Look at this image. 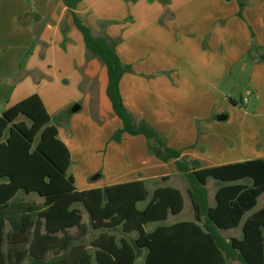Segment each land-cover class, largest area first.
<instances>
[{"label": "crops", "instance_id": "1", "mask_svg": "<svg viewBox=\"0 0 264 264\" xmlns=\"http://www.w3.org/2000/svg\"><path fill=\"white\" fill-rule=\"evenodd\" d=\"M238 10L236 0H79L73 9L94 35L118 40L115 50L119 59L131 65V71L119 81L125 107L136 119H144L162 132L168 146L198 161L200 167L264 159V142L258 145L264 123L254 121L259 117L264 121V62L245 63L252 43L264 50V0L244 6L241 16ZM244 64L254 75L251 73L245 89H250L249 98L239 107L251 118L249 123L240 121L236 131L240 147L237 142L228 146L218 138L210 141L209 131L225 130L231 110L238 107L228 101L227 89L235 84L236 94L239 85L227 80V75L235 65ZM106 84L105 66L86 50L62 0H0V115L31 94L38 95L50 116L80 104L65 120V127L58 126V138L70 153L68 169L75 188L104 190L109 185L139 180L144 182L149 199L155 188L172 186L183 197L180 214L191 204L186 186L169 183L172 175H182L174 160L162 162L148 155L143 135L125 134L118 143L110 140L120 120L106 97ZM90 106L100 123L91 118ZM217 114H225L226 119L217 120ZM253 124L251 131L248 126ZM100 134L112 147L110 164L123 163L125 153L128 161L137 155L139 165L129 167L127 163L108 177L104 167L90 165V148L99 149ZM76 167L83 173L80 185L74 175ZM94 172L100 175L92 180ZM148 182L155 183L151 189ZM143 202H138L137 208H142ZM176 215L148 224L154 228L193 219L192 208L186 218L172 219Z\"/></svg>", "mask_w": 264, "mask_h": 264}, {"label": "trees", "instance_id": "2", "mask_svg": "<svg viewBox=\"0 0 264 264\" xmlns=\"http://www.w3.org/2000/svg\"><path fill=\"white\" fill-rule=\"evenodd\" d=\"M62 1L71 11L86 50L106 68L105 94L120 120L110 140L118 143L125 134L143 135L148 155L162 162L173 159L185 178L193 219L144 229L182 210V194L172 186L155 188L149 199L139 180L104 190H77L67 174L70 153L58 138V122L70 114L63 110L50 116L38 95L31 94L0 115V264H134L140 258L143 264H228V260L264 264V204L252 210L264 192V159L200 167L198 161L168 146L162 132L136 119L123 103L119 81L131 65L119 59L118 40L91 32L73 11L79 0ZM236 2L241 16L253 0ZM246 54L253 64L264 62V50L255 42ZM227 99L237 104L232 96ZM239 104L244 106L242 98ZM90 116L101 122L91 106ZM209 178L217 181L213 203L206 188ZM18 193H35L43 201L23 200ZM140 201L145 204L137 208ZM76 204L86 211L90 227L98 230L89 241L92 252L82 243L88 226ZM235 227H240L239 237L221 234ZM118 228L136 236L117 239L113 231Z\"/></svg>", "mask_w": 264, "mask_h": 264}, {"label": "rangeland", "instance_id": "3", "mask_svg": "<svg viewBox=\"0 0 264 264\" xmlns=\"http://www.w3.org/2000/svg\"><path fill=\"white\" fill-rule=\"evenodd\" d=\"M245 55H246V57H245L246 62L245 63H248L249 64V59L247 57V54H245ZM238 63L241 64L242 63V60H240ZM253 72L254 71L251 70V67L249 65H245V64L242 65V66H239V67H237L235 65L230 70V74L227 75V77H228L227 80H234L235 83H238V85H239L236 94H232L231 95L234 98V100L236 101L238 107H236V109H234V110H231V112H232V114H231V120H230L229 126L225 129L227 131V133H226L225 130H221V129H211L209 131L210 141H214V140H216V138H218V140L219 139L223 140V142L226 145H228V146L234 145L237 142V145L240 147V134L238 135V138L236 139L235 138L236 131L239 128L240 121L241 122L244 121L245 123H249V122H251V118L250 117H247V116L245 117L243 115V113H242V110L241 109L239 110V107H243L242 105L239 104V101L242 98V101L244 103V100H243V96L245 95L244 92H245L246 87H248V82L251 81V73H252V76L254 75ZM234 85L235 84H232L227 89V92ZM247 89H248L247 91L250 92V89L249 88H247ZM241 93H243V94H241ZM248 98H249V96H247L246 100ZM229 106H231V104H229ZM254 121H256L255 123H259V124H263L264 123L263 118H261V117L256 118ZM65 125H66V123H65V117L62 116L61 120L58 122V126H64L65 127ZM248 127L252 131L253 128L255 127V124H253L252 126L249 125ZM262 129L263 128H261L260 131H259V137L261 139V142L258 143V145L259 144H262L264 142V130H262ZM102 134L104 135L103 132H102ZM102 134H100L101 140L99 141V144L97 145L99 149L97 151H95V148L96 147L93 146L92 148H90L91 153L89 155L90 157H89V162H88L90 165L95 166V167L101 165L102 167H104L103 169H104V171H106V172H104L106 177H108L109 175H112L114 173L120 172V169L123 167V165L126 166V167L128 166L127 163H129V167H135L136 165H139L140 159H139V157L137 155H135L134 157H132L128 161V159H125V153H124L123 163L121 161V163L111 162V164H110L108 161H109V158H110V154H111V151H112V147H109V145L107 143L103 142V135ZM78 146L81 147V144L79 143ZM119 149L122 150L121 147ZM119 149H118V147L116 148V150H119ZM237 150H238V148H236V151ZM78 158H80V157H77V159ZM85 161H86V158H83L82 162H85ZM72 162L75 163L74 160H72ZM82 162H80L79 165H83V164L85 166L89 165V164H85V163H82ZM202 165H207V164H202ZM75 170H76V172L74 173V175H75V177L77 179L78 185H80L81 180L83 179V175H82L83 173H81L82 170H80L78 167H76ZM166 170H168V169L166 168ZM70 173H71V168H69L68 171H67V174L70 175ZM95 174H99L100 175L99 172H94L90 176V178L93 175H95ZM84 179H86V176H85ZM248 181H249L248 179H243L242 180V182H244V183H249ZM157 183H159V182H157ZM164 183L165 182H163V184ZM169 183L171 185H176V186H180V187H183V188H184V186L187 187V184L185 182V178L182 175H174V176L172 175L171 178H170V180H169ZM216 183H217V181L215 179H213V178H209L207 180V183H206V188H207V191H208V198L210 200V203H213L212 195H213V192L215 191V188L217 186ZM154 184L155 183L150 184L148 182V185L147 186H148L149 189H151L154 186ZM17 197L20 198V199H23V200H28V201L37 203V204H41L42 201H43V198L39 197L35 193H30V194L18 193ZM144 203L145 202H143V204ZM263 204H264V192L258 196L257 203H256V205L254 206V208L252 210L259 209ZM76 207H78L82 211V222L85 223V224H87V226H88L87 233L82 238V243L86 246V248H87L88 251L92 252V249H91V247L89 245V241L98 234V230H94V229H92L90 227L89 221H88V215H87L86 211L84 210V208L80 204H76ZM190 213H191V207H189L187 205L185 207V209L180 214L174 216L172 219H174V220H180V219L186 218ZM153 226L154 225L146 224L145 227H146L147 230H150V229L153 228ZM8 229H9V227L6 226L5 232ZM70 230L72 232H74L75 231V228H71ZM113 233H115L117 239L119 237H121V236H124L125 238H128V239H131V238H133V237L136 236V233L135 232H133L131 234H124L123 232H121V230L119 228L118 229H115L113 231ZM221 234L223 236H225V237H227L228 235L240 236V227H235V228L228 229V230H225V231L222 230L221 231ZM142 261H143V259L141 258L140 260L137 261L136 264H142ZM24 262L27 263V260H25ZM227 263L228 264H241L237 260H228Z\"/></svg>", "mask_w": 264, "mask_h": 264}, {"label": "water", "instance_id": "4", "mask_svg": "<svg viewBox=\"0 0 264 264\" xmlns=\"http://www.w3.org/2000/svg\"><path fill=\"white\" fill-rule=\"evenodd\" d=\"M236 87L235 86H232V88L227 92V96H231L234 91H235ZM80 108V104L78 103H75L73 104L72 106H70L68 109H67V113L68 114H72V113H75L79 110ZM216 118L217 120H224L226 119V115L225 114H217L216 115ZM99 177V174H95L91 177L92 180H95Z\"/></svg>", "mask_w": 264, "mask_h": 264}, {"label": "built area", "instance_id": "5", "mask_svg": "<svg viewBox=\"0 0 264 264\" xmlns=\"http://www.w3.org/2000/svg\"><path fill=\"white\" fill-rule=\"evenodd\" d=\"M244 94L245 95L243 96V100H244V102H246V98H247V96H249L250 92L249 91H245Z\"/></svg>", "mask_w": 264, "mask_h": 264}]
</instances>
